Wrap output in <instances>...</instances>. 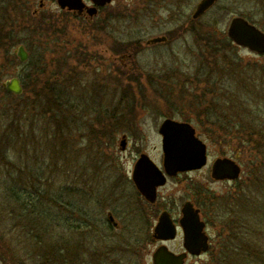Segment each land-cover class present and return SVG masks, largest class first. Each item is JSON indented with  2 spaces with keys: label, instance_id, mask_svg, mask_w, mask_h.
<instances>
[{
  "label": "rangeland",
  "instance_id": "374dc122",
  "mask_svg": "<svg viewBox=\"0 0 264 264\" xmlns=\"http://www.w3.org/2000/svg\"><path fill=\"white\" fill-rule=\"evenodd\" d=\"M167 1L170 9L146 16L133 13L136 0H113L106 11L122 17L123 44L128 47L138 40L139 54L126 60L131 68L117 74L111 69L88 71L89 63L73 67V75L81 78L77 76L72 86L66 58L70 55L57 48L58 53H51L57 43L53 31L45 32L42 46L24 41L28 20L44 19L53 30L55 22L71 24L70 12L56 0H0V264H153L152 254L160 245L152 241L159 207L145 201L128 177L139 152L161 166L159 126L169 115L188 120L208 145L205 167L188 179L171 178L161 190L174 216L192 200L207 221L213 247L232 192L244 189L249 198L264 202V189L252 181L255 164L247 163L252 147L242 143L246 131L238 124L256 129L264 125V54L222 36L234 15L251 18L264 31V0H217L197 18L193 14L201 0ZM102 17L100 13L96 20ZM210 23L217 36L205 34ZM67 27L66 37L76 35L79 44V33ZM136 34L138 39L132 38ZM160 36L168 39L147 43ZM23 42L30 53L27 63L16 55ZM106 46L112 49L109 44L93 45L101 54ZM40 56L45 57L46 73L32 69ZM74 57L73 63L82 56ZM218 68L228 69L233 79L221 78ZM12 77L24 85L23 95L2 85ZM224 120L235 122L233 131L219 123ZM217 157L237 160L240 179H213L210 169ZM108 212L118 230H109ZM259 228L264 230V224ZM166 245L182 251L181 230ZM210 253L189 256L186 264H206Z\"/></svg>",
  "mask_w": 264,
  "mask_h": 264
},
{
  "label": "water",
  "instance_id": "95a60500",
  "mask_svg": "<svg viewBox=\"0 0 264 264\" xmlns=\"http://www.w3.org/2000/svg\"><path fill=\"white\" fill-rule=\"evenodd\" d=\"M92 1L98 6L111 2V0ZM57 2L62 9L74 8L81 11L85 6L82 0H57ZM216 2L217 0H201L194 11L193 17L203 16ZM226 33L234 44L247 48L253 53L264 54V31L247 18L238 15L232 16L227 24ZM165 40V37H157L151 39L150 43ZM18 55L21 61L27 60V54L22 46L19 47ZM2 85L13 93L20 94L22 92V86L17 77L3 82ZM159 132L162 135L164 167L167 174L174 175L179 171L201 169L207 165V145L196 135V130L190 123L166 118L159 128ZM121 146L122 149H125V136ZM240 174L241 166L232 158L220 157L212 163L211 176L215 180H235L240 177ZM158 177L163 178L158 183L164 184L165 176L163 172L151 160L149 155L142 154L135 165L134 180L144 195H151L154 188L150 191L149 187L146 188V186L152 183L153 178ZM181 226L184 234L185 252L176 254L169 250L166 245H161L153 253L154 264H185L188 253L200 255L202 252L208 251L210 243L209 235L205 230L206 224L200 218V210L195 209L191 202H186L183 206ZM176 235V229L172 221L166 213H163L156 226L155 237L169 240L174 239Z\"/></svg>",
  "mask_w": 264,
  "mask_h": 264
},
{
  "label": "flooded vegetation",
  "instance_id": "af4514ba",
  "mask_svg": "<svg viewBox=\"0 0 264 264\" xmlns=\"http://www.w3.org/2000/svg\"><path fill=\"white\" fill-rule=\"evenodd\" d=\"M82 1H83L85 6H84L83 10H81V11L79 9H74V8H70V9L64 8L65 10H68V12H70V14L72 15V19H71L72 22L68 27H71L72 32H75L76 34L79 33V35L81 37L79 44L76 43V35L75 36L72 35V39H69L66 37V35H65L66 31L65 30H66L67 24L61 23V22H55V24L53 25L55 27V29L51 30L49 25H46L47 23H49V21H46L47 23H45L44 19H41V18H35L32 20H28L31 23L29 25H27V31H26L27 35L24 36V38H25L24 41L26 40L27 44L29 43V44L34 45V46L35 45L42 46L43 41L41 42V44H40V41H41V39H43L45 32L53 31L56 34L57 43L54 46L55 49L57 48L62 54H69L70 55L66 58H69V62H70V64H69L70 65V73H69L70 76H69V78H71L72 86L74 85V80L78 79L77 76H79L78 74L73 75V67L86 66L89 63V65H88L89 70L88 71L99 70L102 73H105L104 71H106V70L108 71V69H111L112 73L117 74V73H120V71H122L123 68H131L130 65L126 64V60L132 58L133 55L139 54V51L136 50V48L139 47V41L138 40L133 41L135 43L129 44L128 47H125V44H123L125 42L122 41V38L120 37V30H119V25H121V23H122V17H120L119 14H116L113 12L109 13L108 11H106V8L112 4L113 0H111V2H109L105 5H102V6H98V5L94 4V2L92 0H82ZM136 2L139 3L138 6H136L137 9L133 12L136 15H139L142 12L150 15L153 12V10H159V9H163V8L170 9V6H172V5H170L171 3H168L167 0H151L148 4L146 3V0H136ZM40 6H41V8H43L44 3L41 2ZM94 8L96 10H91ZM38 12H39L38 9L34 10L35 15H37ZM100 13H101V15H103V17L96 20L97 15ZM147 14H146V16H147ZM73 17H76L77 19L73 18ZM147 18H149V17H147ZM187 24H188V21H187ZM136 25H138V24L136 23ZM139 27L140 26H138V28ZM135 37H137V39H138V34H136V36H134L132 38H135ZM160 37H165L166 40L168 39L167 36H160ZM154 38H157V37H154ZM150 40L151 39H149L147 41V43H150ZM165 41H162V42H165ZM98 43L105 44V45L109 44L112 49H110L109 46H106V48L104 49L105 51L102 50L101 52L103 54H101L100 51H98L95 47H93V45L98 44ZM158 43H161V42H158ZM76 45L78 46V48L76 47ZM20 46H22L24 48V50L27 54V60L23 61V62L27 63L30 59V53H29V50L27 49L25 42L19 44V46L16 50V55L20 59V57L18 55V50H19ZM57 49L52 51L51 53L52 54L58 53ZM128 49H131V50H128ZM45 54H50V53H45ZM77 54L82 56L81 59L79 60L80 62L75 61L73 63L72 58H75L74 56H76ZM63 58L65 59V57H63ZM81 63H82V65H81ZM45 65H46L45 64V57L40 56L38 59H36L35 64L32 66V69L33 70L37 69L38 71H41L42 73H46V72H48V69L46 68ZM59 77L60 76H56L55 79H58ZM79 78H81V77L79 76ZM20 83H21V81H20ZM21 86H22V92L20 94L14 93L16 96H20V95L24 94L23 93L24 85L22 83H21ZM195 130H196V128H195ZM196 135L198 137H200L197 130H196ZM125 149H126V146H125ZM144 153H146V152H139V155H138V157H137V159L133 165V168L131 170V176L128 177V180H129V182L133 183L136 191L138 192V194L142 198L145 199V201L150 203L151 206H154V208L159 207V209H155L156 213L154 216L157 218V220H156L155 224L153 225L152 241L155 240L157 242H160V245H166V243H168V242L175 241L177 237H175L174 239H169V240L158 239L155 237V229H156V226L159 222V219L163 213H166L168 215V217L170 218V220L172 221V224L174 225V227L176 229L177 236H178V233L180 230H181V233H183V229L181 226V219L183 218V206L186 202H191L193 204V206L195 207V209H199L201 220L205 221V219H204V216L201 214V212H202L201 209L192 200H187L185 203H183L181 205L180 211H179L180 212L179 217L174 216V213L172 212V210L168 206L169 202L164 199V195H162L161 190L167 185L168 181L171 178L179 179L181 176H186L185 179H188L187 177L189 174H191L192 172H195V171H199V170L179 171L174 175H169L166 173V170H165V167L163 164L164 163L163 162L164 156H162L161 166L153 160L158 165L160 170L163 172V174L165 176L164 177L165 182H164V184H160L158 182L161 181L163 178H161V179H160V177L153 178L152 183L148 184V186H146V188L149 187L150 191L152 190V188H154V191L152 192L153 194L151 193V195L147 196V195L143 194L141 189L138 187V184L134 180L136 162L138 161L140 156ZM146 154H148V153H146ZM146 196L150 197V198H147ZM162 201H164V202L161 203ZM107 220H108L109 224L111 225V227H109V230H112V228L118 230L120 228L119 225L117 224L112 212H108ZM205 222H207V221H205ZM170 250L176 254H182L185 252L184 248L180 252L174 251L172 249H170ZM189 256H193V255H189V253H188L186 260L188 259ZM152 262H153V259H152Z\"/></svg>",
  "mask_w": 264,
  "mask_h": 264
},
{
  "label": "trees",
  "instance_id": "16d2710c",
  "mask_svg": "<svg viewBox=\"0 0 264 264\" xmlns=\"http://www.w3.org/2000/svg\"><path fill=\"white\" fill-rule=\"evenodd\" d=\"M247 19L251 21V18ZM192 21L196 23L195 20ZM206 26H209V30L205 32L207 36H217L215 24L210 23ZM222 36L230 41L227 34L222 33ZM225 43L229 44L228 42ZM222 71L219 68L216 69V72L221 78L227 75L229 78L233 79L228 69L226 70L224 68ZM232 82L235 83L236 79L234 78ZM218 83L223 85L224 82H216L215 85ZM225 97H229L231 102L235 101L233 95L227 94ZM239 106L240 105H238V108ZM168 117L172 118L171 115ZM219 123L225 124L227 127L226 129L233 131L231 127H233L232 124H235V122L231 123L230 120H224ZM238 124L242 125L244 131H246V137L240 138L244 141L242 143L252 147L251 154L254 156V159L252 156L247 163L255 164L254 170L252 168L250 169V172L254 173V179L252 180L253 185L259 184L264 189V182L262 184L260 181L261 178L264 180V174L262 172L260 173L261 170H264V125L256 129L244 123ZM234 136H236V134ZM244 148H247V146H244ZM260 175H263V177ZM243 190L244 189H237L235 192L231 193L233 198L231 206L228 211H224L222 231L219 234L218 242L215 243L213 247H210L209 251L211 252V257L206 264H264V230L259 228L261 224H264V202L259 203V201H256L252 196L249 198V192ZM64 195L66 194H62L61 196L63 197ZM208 200L210 201V198H206L204 201ZM207 203L208 202H204L203 204L207 205ZM212 206L213 205L210 203L209 208ZM204 212L207 216V206Z\"/></svg>",
  "mask_w": 264,
  "mask_h": 264
}]
</instances>
